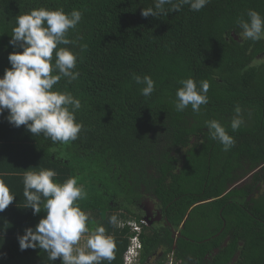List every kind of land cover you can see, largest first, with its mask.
<instances>
[{
  "label": "trees",
  "instance_id": "1",
  "mask_svg": "<svg viewBox=\"0 0 264 264\" xmlns=\"http://www.w3.org/2000/svg\"><path fill=\"white\" fill-rule=\"evenodd\" d=\"M41 7L82 12L81 22L69 33L78 41L72 50L79 57L75 69L79 79L71 84L61 79L54 88L80 99L76 120L83 129L75 141L53 144L43 135L32 136L25 126H12L7 110L0 116V181L16 196L0 212V262L62 264L60 258L49 260L39 248L21 251L18 242L26 228H35L46 215L43 207L38 215L25 208L23 173L44 168L55 170L59 183L72 176L78 177L81 186L83 178L89 181L85 203L84 199L77 203L89 215V227L104 226L115 242L111 264H125L133 237L142 247L133 255L137 264L180 260L182 264H264V228L256 221L264 216V193L253 191L249 201L241 198L248 195L242 188L227 193L235 166L243 169L245 162L253 171L264 165V40L240 39L236 25L241 16L247 18L249 9L264 16V0H211L198 12L184 5L177 12L147 18L141 12L154 8V0H0V77L11 67L9 54L22 51L9 43L16 17ZM133 74L149 75L155 81L149 97L141 95L142 86L135 83ZM187 78L210 84L208 103L199 113L190 106L183 112L175 110L179 81ZM237 105L244 124L232 132L230 122ZM212 119L234 137L227 151L209 136L206 122ZM197 132L215 155L211 160L207 155L197 159L204 161V168L183 178L192 163V157H186L180 170L183 180L178 179L173 164ZM147 165L158 170L160 178L152 174L151 183L169 221L178 227L188 216L186 239H179L176 249L171 233H163L165 228L142 231V216L127 209L139 196L137 187L149 179ZM168 170H173L169 177ZM261 174L264 182V167ZM195 179L196 187L191 188ZM112 215L118 217L117 226L109 223ZM131 221L135 224L130 225ZM209 223L216 225L214 232ZM216 234H220L219 244ZM226 236L231 239L222 248ZM215 247L220 252L211 262L206 254ZM160 250L163 256L156 263L150 261V255Z\"/></svg>",
  "mask_w": 264,
  "mask_h": 264
},
{
  "label": "clouds",
  "instance_id": "2",
  "mask_svg": "<svg viewBox=\"0 0 264 264\" xmlns=\"http://www.w3.org/2000/svg\"><path fill=\"white\" fill-rule=\"evenodd\" d=\"M210 2L154 0V8H143L141 15L158 17L166 12H177L184 5L198 12ZM246 16V19L241 16L236 20L239 38L254 42L264 40V16L254 9H249ZM81 20L80 10L66 13L63 8L41 7L17 16L9 43L22 51L9 54L11 67L0 77V116L7 110V121L12 126H25L32 136L43 135L53 144L75 141L83 129L82 123L76 120V112L82 107L80 99L69 91L54 88L61 79L67 84L79 79L80 73L75 71L79 57L72 50L78 41L71 39L69 33ZM132 78L142 86L140 91L144 97L155 91L151 76L133 74ZM179 84L182 86L175 93V110L183 112L190 106L194 113H199L201 106L208 103L209 82L202 80L198 84L193 78H187ZM243 124L242 110L237 105L230 122L232 132L238 131ZM206 126L210 138L218 141L223 150L234 145V137L219 120H209ZM55 177V170L44 168L23 173L25 208H31L33 215H38L43 207L46 215L35 228H26L24 234L18 236L20 250L39 248L47 252L49 260L60 258L62 264H101L102 261L111 264L115 259V242L104 226L89 227L90 217L77 203L87 195L78 184V177H69L63 183L56 182ZM243 182L229 187L227 193ZM15 197L0 181V212L7 209ZM109 223L117 226L118 217L110 216ZM141 249V245L137 247V251ZM133 255L127 254L125 264H137Z\"/></svg>",
  "mask_w": 264,
  "mask_h": 264
},
{
  "label": "flooded vegetation",
  "instance_id": "3",
  "mask_svg": "<svg viewBox=\"0 0 264 264\" xmlns=\"http://www.w3.org/2000/svg\"><path fill=\"white\" fill-rule=\"evenodd\" d=\"M196 123V122H195ZM199 124V123H198ZM182 151H184L183 155L181 156H177V159L175 160V164H173L174 168H176L174 170V174L176 173L178 175V179L182 178V174L181 173V169L183 168V165L186 162V157H192L191 158V165L189 166V171L185 173V175L183 176V178L191 173L192 176V171L199 169V168H204V161L202 162H197V159H201L204 156H208V160H211L212 155H215L214 149H209L208 146V140L204 137H202L201 133L197 132L194 133L191 136L190 142L188 143V145L184 146L182 149ZM150 161L151 158L149 157ZM147 161L148 164V160H146L145 158V162ZM244 168L243 169H238L237 166L234 167L232 173L235 176V179L231 180V182L228 183V187H233L234 185H236L237 183H239L240 181L244 180V182L242 184L239 185V189H244L248 195L242 199L249 201L250 198L253 196V191L258 192V193H264V188H261V186H263L264 182L261 181V178H259V182L257 185V189H254V182L255 181V177L257 174H259L261 176V172L263 171V166L262 167H258L256 169H254L253 171L248 170V164L243 162ZM173 168V169H174ZM157 171L152 168L151 165H147L146 168V173L149 175V179L146 183L144 184H140L139 187H137L139 196H136V198L133 200V202H131L130 206L127 208L128 211H131L133 214H135L136 216H142V220L141 222H143L145 224V227L141 226V230L142 231H149L152 229H159V228H165V230L163 231V233L167 232L171 233L172 238L174 239L175 243H174V248L176 249L177 247V241H179V239L181 238H185L186 236L183 233L185 230V221L187 219V217L184 218V221L182 222V224L178 227H176L172 222L169 221L168 216L166 214V209L165 206L163 205V203H161L160 199L157 198L156 193L154 192V188L155 186L153 185L152 187V178L150 177L152 174L153 175H157ZM261 171V172H260ZM173 170H168V172L166 173V176L169 177L172 174ZM260 172V173H258ZM158 178H160L157 175ZM151 178V179H150ZM182 178V180H183ZM167 183L171 182V178H166L165 179ZM181 180V181H182ZM199 180V179H198ZM180 181V182H181ZM196 183H197V179L194 180L193 185L190 186L191 188L196 187ZM236 183V184H235ZM186 190L189 191V188L186 187ZM252 194V195H251ZM194 208V206H192L188 213H190L192 211V209ZM256 221L260 222L261 225H258V227L260 229H262V227L264 228V216H259ZM257 224V222H255ZM129 224H135V221H131ZM210 228H211V232H214L215 230V226L211 223H209ZM190 234V231H189ZM220 234H216L215 237V242L217 244H219L220 242V237L217 238ZM230 237H225V239L223 240L222 244H220V247L224 248L226 246H228V243L230 241ZM175 249L172 250V252L170 253L171 256H173V254L175 253ZM213 252H209L208 254H206V258L210 259L211 262H213L212 257L219 254L220 249L218 247L213 248ZM163 256V251H157L154 254H151L149 257L150 261H153L156 263L157 260H159L161 257ZM235 257V256H234ZM233 257V262H235L237 260V256L234 258ZM177 264H182V261L180 260L179 262H177ZM262 264V263H260Z\"/></svg>",
  "mask_w": 264,
  "mask_h": 264
},
{
  "label": "rangeland",
  "instance_id": "4",
  "mask_svg": "<svg viewBox=\"0 0 264 264\" xmlns=\"http://www.w3.org/2000/svg\"><path fill=\"white\" fill-rule=\"evenodd\" d=\"M250 118H252V116H249ZM248 117V119H250ZM261 172V171H260ZM260 172H258V173H260ZM84 177H86V176H84ZM260 177H262V174H261V176L260 175H258V178H256V182H254L253 184H254V189H257V185H258V182H259V178ZM83 187H85V192H87L88 191V189H89V187H90V184H89V181L86 179V178H83ZM261 188H264V184H263V186H261ZM86 197H87V195H86ZM86 197L84 198V203H85V201H86ZM186 217H188V216H186ZM96 226V225H95ZM83 242V241H82Z\"/></svg>",
  "mask_w": 264,
  "mask_h": 264
},
{
  "label": "built area",
  "instance_id": "5",
  "mask_svg": "<svg viewBox=\"0 0 264 264\" xmlns=\"http://www.w3.org/2000/svg\"><path fill=\"white\" fill-rule=\"evenodd\" d=\"M134 228L136 229V230H140V228L138 227V226H134ZM133 242H134V245L131 247H129L128 248V250H127V254H129V255H132V254H134L135 253V251H136V248L137 247H139L140 246V244L138 243L139 242V240H138V238L137 237H133ZM129 258V257H128Z\"/></svg>",
  "mask_w": 264,
  "mask_h": 264
},
{
  "label": "water",
  "instance_id": "6",
  "mask_svg": "<svg viewBox=\"0 0 264 264\" xmlns=\"http://www.w3.org/2000/svg\"><path fill=\"white\" fill-rule=\"evenodd\" d=\"M263 167H264V165H262ZM262 166H260V167H262ZM231 189H233V188H231ZM203 203H198V204H196V206H199V205H202Z\"/></svg>",
  "mask_w": 264,
  "mask_h": 264
},
{
  "label": "crops",
  "instance_id": "7",
  "mask_svg": "<svg viewBox=\"0 0 264 264\" xmlns=\"http://www.w3.org/2000/svg\"><path fill=\"white\" fill-rule=\"evenodd\" d=\"M3 262H5V261H3ZM0 264H6V263H1V262H0Z\"/></svg>",
  "mask_w": 264,
  "mask_h": 264
}]
</instances>
